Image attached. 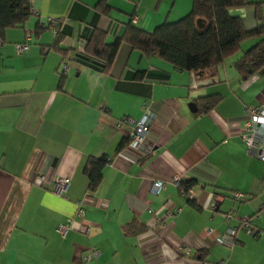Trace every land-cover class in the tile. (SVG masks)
Wrapping results in <instances>:
<instances>
[{"label": "crops", "instance_id": "crops-1", "mask_svg": "<svg viewBox=\"0 0 264 264\" xmlns=\"http://www.w3.org/2000/svg\"><path fill=\"white\" fill-rule=\"evenodd\" d=\"M99 1L30 0L24 22L1 36L0 264H84L88 244L98 250L97 264H264L261 235L239 227L217 242L204 233L205 226L222 232L238 224L236 214L225 220L223 211L252 214L264 198V158L238 134L248 106L264 109V70L241 78L232 65L249 43L195 74L122 41L106 71L83 50L93 27L106 41L130 22L150 31L184 15L192 0H104L106 12ZM228 12L240 16L237 7ZM52 16L60 19L56 44V33L40 25ZM16 43L27 47L17 52ZM64 59L69 66L59 75ZM210 95L218 98L204 107ZM145 103L155 109L149 147H117L122 134L112 118L138 117ZM87 157H104L93 189L83 170ZM54 175L67 176L66 195L52 189ZM174 176L194 180L192 199ZM167 199L179 208L161 217ZM75 200L84 208L85 233L68 224ZM128 222L131 230L124 229ZM253 222L264 228V213ZM182 245L189 254L178 253Z\"/></svg>", "mask_w": 264, "mask_h": 264}, {"label": "trees", "instance_id": "trees-1", "mask_svg": "<svg viewBox=\"0 0 264 264\" xmlns=\"http://www.w3.org/2000/svg\"><path fill=\"white\" fill-rule=\"evenodd\" d=\"M29 1L0 0V37L7 27L24 22L30 14ZM246 2L254 4L255 17L259 19L261 0H192L190 9L184 15L175 20L162 21L150 31L130 22L125 25L120 35L106 41L105 31L93 27L85 39L83 50L98 60L101 69L108 71L119 44L126 41L142 54L156 55L177 69L202 74L205 69L217 66L225 56L237 51L243 39L257 36V39L232 61L240 77L244 78L252 72L264 70V21L246 27L240 16L228 12V8ZM97 6L104 12L108 10L104 0H100ZM196 18L199 19L198 24ZM56 35L55 44L61 39L58 32ZM56 47L62 52L66 50L59 45ZM217 98L216 95L205 97L204 107L215 103ZM126 141L127 139L122 137L117 147ZM103 163L104 157H87L84 161L83 170L90 189L95 188L99 181ZM193 181L180 180V191L191 186ZM130 224L131 222L125 224L124 229L131 230Z\"/></svg>", "mask_w": 264, "mask_h": 264}, {"label": "built area", "instance_id": "built-area-1", "mask_svg": "<svg viewBox=\"0 0 264 264\" xmlns=\"http://www.w3.org/2000/svg\"><path fill=\"white\" fill-rule=\"evenodd\" d=\"M131 21H135V17L132 16L130 18ZM60 19L58 17H49L46 22H41V26H50L51 30L56 33L59 30ZM2 38L0 37V42ZM27 47L26 44L16 43L15 48L17 52L25 49ZM69 62L67 60H63L58 69V74L61 75L68 69ZM154 108L149 104H144V108L142 113L138 117H134L131 115H122L118 117L112 118L111 122L114 127L120 130L122 137L127 139V142L143 146L147 148L145 143V137L147 134L148 127L151 123L152 117L154 116ZM240 138L244 141L247 147H253V153L258 158H264V109L262 106L258 105H250L246 110V117L241 123V127L238 132ZM38 179V178H37ZM40 180V179H38ZM67 176H59L54 175L52 181V189L62 195L65 194L64 186L67 182ZM174 182L179 184L180 179L178 176H174ZM160 184V180L155 179L152 180L149 189L152 192H156ZM181 194L186 198H193L192 188L191 186L186 187L181 190ZM233 196L235 198H241L243 194L240 191H233ZM208 206L213 208L214 204L211 201ZM160 207L162 208L161 217L165 215H170L176 210H178V206L174 204V202L170 199H167L165 202L161 203ZM148 211H153L151 207L147 208ZM259 213H264V198L261 200L259 208L254 213H236L233 209H228L222 212V216L225 220L233 217L235 214L237 215L238 224L230 225L226 224L222 232H217L213 230L209 226L204 227L205 235H210L213 233V238L217 242L226 241V237H232L237 228L243 227L252 235H261L264 239V228H260L256 226L253 222V217L257 216ZM84 208L81 206L79 200L74 201V209L73 214L69 218L68 224L79 230L81 233H85L88 229V223L84 221ZM159 224L163 225V221L159 220ZM66 224L59 222L56 224V229L59 232H63ZM178 253L180 254H189L190 248L187 245L177 246ZM97 248L88 244L87 248L81 255V260L84 264H97L95 260V256L97 253ZM199 264H224L223 258H217L215 260H200Z\"/></svg>", "mask_w": 264, "mask_h": 264}, {"label": "rangeland", "instance_id": "rangeland-1", "mask_svg": "<svg viewBox=\"0 0 264 264\" xmlns=\"http://www.w3.org/2000/svg\"><path fill=\"white\" fill-rule=\"evenodd\" d=\"M235 7H237L238 12H240V16L242 18L244 26H249L257 20L264 21V0H261V3L259 4L260 17L257 20L255 18L254 4L246 2L240 6H235ZM256 39H257V36L248 37V38L243 39L240 42V47L238 48L237 51H241L242 48L245 47V45H247L248 43L251 44V42H254Z\"/></svg>", "mask_w": 264, "mask_h": 264}, {"label": "water", "instance_id": "water-1", "mask_svg": "<svg viewBox=\"0 0 264 264\" xmlns=\"http://www.w3.org/2000/svg\"><path fill=\"white\" fill-rule=\"evenodd\" d=\"M195 21H196V23L198 24V22H199V19H198V18H196V20H195ZM188 105H189V107H190V108H191V105H193V108L195 107V106H194V102H190Z\"/></svg>", "mask_w": 264, "mask_h": 264}]
</instances>
